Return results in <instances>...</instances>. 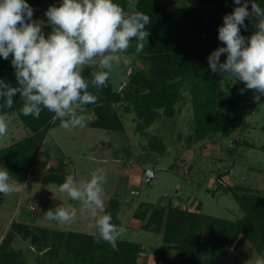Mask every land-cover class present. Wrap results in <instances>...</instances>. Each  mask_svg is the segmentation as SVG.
Instances as JSON below:
<instances>
[{"label": "trees", "instance_id": "1", "mask_svg": "<svg viewBox=\"0 0 264 264\" xmlns=\"http://www.w3.org/2000/svg\"><path fill=\"white\" fill-rule=\"evenodd\" d=\"M184 1L193 11L185 6L169 7L159 0H134L133 6L130 0H117L129 14L142 11L151 17V24L147 26L150 35L143 51L138 53L142 65L130 73L124 90H114L111 74L106 86L98 91L90 87L98 97L95 103L86 106L95 116L90 126L122 129L113 104L127 100L136 112V131L143 133L159 115V110L166 117L172 116L183 90H188L193 126L185 137L186 142L219 135L231 137L233 144L228 152L236 145L258 147L243 138L249 129L240 116L245 95L239 93L230 76L212 73L207 63L209 53L222 44L217 38V26L222 23V16L232 11L233 0ZM255 2L264 7V0ZM245 24L241 34L247 37L255 30V18L246 20ZM43 30L46 34L50 28L45 26ZM131 43L133 52L136 41ZM224 59L222 54L221 61ZM94 70V66H86L85 79H90ZM0 78L15 84L10 59L0 58ZM22 103L17 95L12 108H0V115L16 113L29 131L25 137L0 146V163L9 170L13 180L24 182L31 178L58 186L67 176L61 157L48 158L49 162L45 163L49 165L42 173L35 166L39 163L38 152L44 137L60 121L54 120V113L46 109L38 119L24 116L20 111ZM234 122L238 125L236 136L232 134ZM259 130L264 132V114ZM259 149L264 152V146ZM216 179L218 186L232 194L242 213L240 217L228 219L194 210H179L170 208L168 203L162 220V207L147 202L138 204L134 215L143 218L144 213L151 210L153 216L147 220V227L154 232L160 231V240L169 249L166 252L159 246L152 264H218L232 244L244 242L249 244L255 258L264 254V196L241 193L240 186L225 184L219 177ZM105 211L111 213L113 223L118 225L114 207ZM160 226H163L161 230ZM16 234L36 248L32 262L26 260L24 251L13 247ZM97 235L11 221L0 240V264H147L146 259L138 260L141 248L137 242L119 238L117 249H113L107 242L97 243Z\"/></svg>", "mask_w": 264, "mask_h": 264}, {"label": "rangeland", "instance_id": "2", "mask_svg": "<svg viewBox=\"0 0 264 264\" xmlns=\"http://www.w3.org/2000/svg\"><path fill=\"white\" fill-rule=\"evenodd\" d=\"M159 1L169 7L185 6L188 11H193L184 0ZM28 3L34 8V19L46 20L45 9L58 5L59 0H28ZM130 4L133 6L134 0H130ZM132 48L131 43L129 50L122 54L127 56V63L113 64L110 70L113 88L118 92L126 88L130 73L142 65L140 55L135 50L131 52ZM235 84L239 91L244 88L242 81ZM239 93L246 98L240 116L249 127L243 138L251 140L258 147L236 145L232 152H228L233 144L231 137L221 138L219 135L186 142L185 137L192 130L193 118L188 90H183L181 100L174 106V114L166 117L159 110V115L143 133L136 131V112L127 100L113 104L122 122V129L118 130L90 126L89 122L95 116L87 108L85 127L64 129L58 124L50 128L41 143L39 163L35 167H39L42 173L49 165L46 161L61 157L64 172L72 174L78 182L88 180L91 173L102 169L106 177L103 185L105 210L114 207L118 226L124 228L120 238L137 242L141 248L138 260L146 259L147 264H152L159 246L166 252L169 249L160 240L161 232L151 231L147 227V220L153 216L151 210L145 212L143 218L134 215L140 202L162 207V220L168 203L170 208L236 219L242 213L232 194L218 186L217 177L225 184L240 186L241 193L264 196V152L259 149L264 146V132L259 130L264 103L257 104L252 99V90ZM2 116L8 121V133L0 137V146L28 135V129L22 125L16 113ZM237 127L234 122L232 134L235 136ZM148 171L153 172L150 180L146 176ZM21 183L19 191L0 194V240L11 221L98 234L89 210L82 202L73 201L66 193L59 192L58 186L31 178ZM130 190L137 193L131 194ZM58 204L75 206V220L57 223L47 219L44 211ZM12 244L24 251L26 260L32 262L36 252L34 246L17 234ZM253 253L247 242L232 244L218 264H253Z\"/></svg>", "mask_w": 264, "mask_h": 264}, {"label": "clouds", "instance_id": "3", "mask_svg": "<svg viewBox=\"0 0 264 264\" xmlns=\"http://www.w3.org/2000/svg\"><path fill=\"white\" fill-rule=\"evenodd\" d=\"M234 7L222 16L217 38L222 44L207 56L212 73L227 74L232 83L242 81L241 93L252 90V99L264 103V7L255 0H233ZM250 5V7H249ZM28 0H0V58L10 59L15 84L0 78V108H12L17 95L24 116L38 119L43 110L54 113L64 129L87 124L86 106L97 101V91L106 86L113 64L127 63L126 53L133 40L135 52L148 43L151 17L136 11L129 14L117 0H59L44 11L46 20L34 19ZM255 18L251 34H241L245 21ZM50 28L46 34L44 27ZM225 56L223 62L221 55ZM98 61V63H97ZM94 66L90 79L83 70ZM8 133V121L0 115V137ZM103 170L78 182L68 174L58 191L82 202L93 218L96 242H107L117 249L124 228L113 223L105 211ZM21 182L13 180L0 163V194L19 191ZM45 212L57 223H71L77 216L75 206L55 205ZM253 264H264V254Z\"/></svg>", "mask_w": 264, "mask_h": 264}, {"label": "water", "instance_id": "4", "mask_svg": "<svg viewBox=\"0 0 264 264\" xmlns=\"http://www.w3.org/2000/svg\"><path fill=\"white\" fill-rule=\"evenodd\" d=\"M146 176H147V179L150 180L151 177L153 176V172L148 171Z\"/></svg>", "mask_w": 264, "mask_h": 264}, {"label": "built area", "instance_id": "5", "mask_svg": "<svg viewBox=\"0 0 264 264\" xmlns=\"http://www.w3.org/2000/svg\"><path fill=\"white\" fill-rule=\"evenodd\" d=\"M131 194H136L137 192L135 190H130Z\"/></svg>", "mask_w": 264, "mask_h": 264}]
</instances>
